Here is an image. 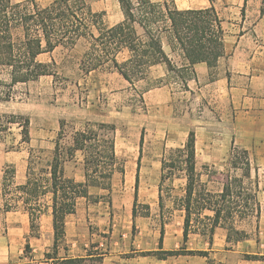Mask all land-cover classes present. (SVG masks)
<instances>
[{"label": "trees", "instance_id": "16d2710c", "mask_svg": "<svg viewBox=\"0 0 264 264\" xmlns=\"http://www.w3.org/2000/svg\"><path fill=\"white\" fill-rule=\"evenodd\" d=\"M118 2L123 19L107 27L101 16L91 11L86 0H54L45 7L36 0L17 3L0 0V99L13 100L20 85H28L45 76L56 78L59 63L55 58L41 62L39 57L63 48L68 51L64 65L75 63L74 50L82 42L87 43V49L79 60V71L84 79L99 70L113 71L131 87L145 80L151 68L157 65L165 66L169 74H174V78L187 87L186 81L195 76V65L205 63L212 68L225 54L226 31L214 5L206 9L180 10L174 0ZM262 4L264 14V1ZM123 55L125 57L121 59ZM173 56L178 57L179 62ZM64 82L68 84L71 79L67 78ZM138 95L144 100L142 95ZM13 125L20 129L19 145L29 146L30 121L14 114L0 115V142L6 139ZM115 142L113 125L86 123L84 127L76 128L73 124L62 122L55 147L48 157L41 150L28 149L24 184H15V168L5 171L4 211L11 212L21 206L29 217L30 235L21 259L31 256L30 237H39L40 218L51 213L54 254L46 253V262L87 264L90 260L88 257H59V241L65 239L66 219L76 213L78 199L90 197L89 187L110 191L115 173H124L117 159ZM79 152L87 168L84 183H78L65 173V164ZM198 166L193 132L189 133L182 147L165 154L161 161L160 206L161 187L166 181L182 177L186 182L184 194L178 198L177 205V209L184 214V242L188 241L191 232L200 230L193 225L194 217H197L198 223L203 222L201 218H204L203 228L209 232L211 240L217 228L245 235V231L239 229V223L254 218L257 219L258 229L261 206L258 181L253 179L257 167L250 152L233 148L228 159V174L216 190L209 189L210 179L203 181ZM204 168L208 169L209 166L205 165ZM138 178L137 175L133 219L138 215ZM164 226L162 224L161 234L164 233ZM135 230L136 224L133 222V232ZM227 242H230L229 237ZM67 250L68 247H65L64 251ZM186 253L207 256L206 252L186 251L185 247L171 252L142 254L163 258ZM244 258L264 262V256L259 254H245Z\"/></svg>", "mask_w": 264, "mask_h": 264}, {"label": "rangeland", "instance_id": "374dc122", "mask_svg": "<svg viewBox=\"0 0 264 264\" xmlns=\"http://www.w3.org/2000/svg\"><path fill=\"white\" fill-rule=\"evenodd\" d=\"M12 1L17 3L25 0ZM53 1L36 0L42 7ZM86 1L91 11L101 16L105 26L112 27L122 21L123 14L118 0ZM211 1L216 4L219 11L225 8L224 1ZM263 1L260 0L261 4ZM174 2L180 10H186L204 7L208 0H174ZM245 27L251 28V22ZM226 31L235 36L238 35L239 28L226 25ZM234 41L235 38L228 40L226 44L228 49L225 50V59L221 60L220 69L216 68L218 63L213 64L206 81H202L197 86L193 82L194 76L193 79L186 81L187 87L181 80L174 78V74H169L165 66H163L166 70L164 78L157 79L159 74L155 69H151L146 79L138 82L135 87H131L113 71L99 70L84 79L83 73L79 71V60L87 49L86 42L76 47L75 63L69 65H64L68 51L63 48H58L52 54L41 55L39 57L41 62H49L50 57H53L59 63L57 77L45 76L28 85H20L13 100L0 99V115L14 114L26 117L30 121L31 134L29 146L19 145L20 129L17 125H13L6 139L0 142V238L9 234L12 237H21L26 226L28 234L24 236L25 240H22L23 256L26 239L30 235L29 217L21 206L11 212L4 211L5 171L15 168V184H24L30 147L43 151L48 157L55 147L62 122L73 124L76 128L84 127L86 123H102L115 127L116 155L124 173H115L110 191L91 186L88 189L90 197L78 199L76 213L78 212L83 218L87 217L86 235L93 233L96 235L95 239L99 241L91 243L88 253L104 254L112 230L122 232L131 225L133 230L130 215L135 201L137 175L139 177L137 217L145 218L148 226L158 230H161L162 224H170L174 230L183 226L181 215L184 217V214L177 209V205H179L178 198L184 194L185 179L177 178L162 185V206H160L161 161L165 154L168 155L171 151L182 147L189 133L193 132L196 137L199 172L203 174V181L210 179L209 189H218L219 183L228 174V159L234 147L250 152L257 167L253 179L258 181L259 187L258 200L261 206L259 226L256 229L257 219L254 218L252 221L239 223L238 227L245 231V235L225 231L230 240L228 248L237 252L233 260L244 258L245 253L264 256V113L236 115L237 111L232 104L227 103L226 92L219 97L221 92L217 93L215 91L217 89L212 86L205 87V84L212 83L226 70ZM259 41L260 39L258 43H254L256 40L251 39L252 43L249 44L248 49L254 54L262 46ZM124 57L123 55L121 59ZM262 57L260 61L255 62L264 68V56ZM172 58L179 62L178 57ZM67 78L71 79L68 84L64 82ZM162 84L167 85L172 93L169 104H150V100L146 98L147 92ZM189 84L192 89L189 88ZM138 94L142 95L144 100H141ZM159 99L161 100V97ZM205 165L209 168L205 169ZM86 170L84 157L80 152L65 164L66 175L78 183L86 181ZM201 219L204 222V218ZM203 222L198 223L197 217L193 218L194 227H198L206 238H211L209 232L204 230ZM40 223L39 221L41 227ZM46 224L44 218V222L42 221L44 233H48ZM40 231L41 228L39 235ZM100 243L104 246L97 251L93 250ZM65 247H68L66 234L65 239L59 241V257H63L60 254L64 252ZM47 253L54 254L53 246ZM44 260L46 262L45 257ZM99 260L101 256L89 261ZM49 263L52 264L51 261Z\"/></svg>", "mask_w": 264, "mask_h": 264}, {"label": "crops", "instance_id": "0c3cea01", "mask_svg": "<svg viewBox=\"0 0 264 264\" xmlns=\"http://www.w3.org/2000/svg\"><path fill=\"white\" fill-rule=\"evenodd\" d=\"M225 2V8L219 11L216 4L208 0L207 5L199 9L210 8L212 5L216 8L218 15L223 20V28L226 31V25L238 27V35H231L226 31L225 50L228 49L227 42L230 38H235L234 46L231 47V54L228 56L227 68L219 77L205 87L212 86L217 93L227 94V103H231L238 113L243 115L263 114L264 113V68L256 63L264 56V14L262 13V4L260 0H218ZM232 13V15H231ZM234 20V21H231ZM251 22V28L245 27ZM252 40L254 43H262L259 50L254 54L250 51L249 44ZM252 43V42H251ZM258 47V45H256ZM258 56V58H257ZM218 60L217 69H220L221 60ZM159 74L157 79L166 76V70L163 65L152 67ZM195 79L193 82L201 84L209 77L211 68L205 63L195 65ZM222 70V69H221ZM189 88L192 86L189 84ZM220 94V93H219ZM172 93L167 85L162 84L160 87L150 90L146 94V98L150 100V104L168 105L171 100ZM161 97V100L159 99ZM159 102V103H158ZM78 209V204H77ZM182 212V211H181ZM101 217V216H100ZM46 224L48 233H44L42 221ZM72 218V219H70ZM131 224L133 223V215H130ZM136 231L133 233L132 225L125 231L112 230L110 242L106 245L105 253L101 255L98 262L88 261L87 264H264L262 261L246 260L240 257L237 260V252L230 250L227 242V233L223 228H217L210 238L201 233L200 230L191 232L188 241L184 242L183 226L174 230L171 225H165L164 233L161 230L147 225L145 218L134 219ZM184 217L181 215V225H183ZM41 231L39 237H30V245L32 253L29 258L21 259L23 253L22 240L28 234L26 226L23 229V235L20 237H12L10 234L4 238H0L2 251V261L0 264H15L23 261H30L31 264H50L45 262L44 257L50 251V247L54 244V230L52 214L43 215L40 218ZM87 217L84 218L77 212L70 215L66 219V238L68 250L60 254V256H68L70 258H86L93 259L98 257L95 252L88 253L91 243L99 242L95 239V234L86 235L85 225ZM139 224L141 226H139ZM149 224V223H148ZM50 228L51 231H50ZM162 239V245H160ZM103 243L95 246L93 250L97 251ZM185 247L186 251L206 252L207 256L200 254H181L179 256H167L158 258L155 255H143L144 252H171ZM90 254V255H88ZM250 254V253H245ZM260 255V254H259Z\"/></svg>", "mask_w": 264, "mask_h": 264}]
</instances>
